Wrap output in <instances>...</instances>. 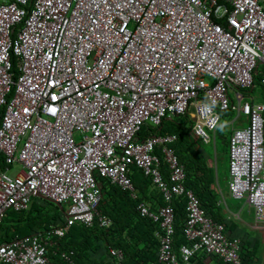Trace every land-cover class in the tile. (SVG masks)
Returning <instances> with one entry per match:
<instances>
[{"label": "built area", "instance_id": "2783aa9c", "mask_svg": "<svg viewBox=\"0 0 264 264\" xmlns=\"http://www.w3.org/2000/svg\"><path fill=\"white\" fill-rule=\"evenodd\" d=\"M258 62L264 0H0V218L27 209L35 192L66 205L59 225L1 241L0 264H53L49 250L75 264L57 240L73 225L109 224L97 210V177L136 199L132 167L162 199L135 205L155 225V259L146 264H240L241 240L184 186L175 135L138 132L188 113V136L203 145L219 111L243 115L227 137V192L264 223V104L240 93ZM177 197L185 242L175 249ZM107 251L122 260L120 248Z\"/></svg>", "mask_w": 264, "mask_h": 264}, {"label": "trees", "instance_id": "16d2710c", "mask_svg": "<svg viewBox=\"0 0 264 264\" xmlns=\"http://www.w3.org/2000/svg\"><path fill=\"white\" fill-rule=\"evenodd\" d=\"M12 70L15 71L14 59H11ZM252 70V80H255V70ZM264 66V65H263ZM247 90L250 89H241ZM264 117V115H263ZM191 122L188 113L182 115L164 118L154 127L143 125L138 132L139 137L149 133L153 134H174L175 140L172 143L174 152L178 159L184 165L185 178L184 186L190 188L197 196L201 208L212 219L222 222L214 217L211 209L214 206V190L211 185L214 181V170L208 164L206 158L199 149L195 148L188 136V128ZM219 133L221 150L227 155V137ZM205 145V144H203ZM202 153V154H201ZM1 159V155H0ZM163 179H166L165 166L161 165ZM130 179L134 186H151L148 177L132 167ZM100 186V199L97 210L108 217L107 226H98L93 223L90 227L83 225H73L63 237L56 242L59 249L72 251V258L75 264H146L148 261H154L157 240L154 235L155 225L149 219L140 216L135 209L139 200H146L138 192V197L132 199L127 191L120 189L115 185L108 184L107 180L97 177ZM156 191L155 188H153ZM157 192V191H156ZM31 197L27 209L19 212L5 211L8 215L2 221L0 218V242L7 241L12 235H25L31 232H41L47 229L51 224L59 225L62 220L61 211L63 207H58L52 202L42 198L33 199ZM157 201L162 203L160 194L157 192ZM46 204V205H45ZM173 205V246L176 249L178 245L185 242L182 235V218L184 216V199L177 197L172 200ZM55 210H58L57 213ZM2 217V216H1ZM5 223V224H3ZM223 223V222H222ZM108 247H118L123 252V258L115 262L108 254ZM51 247L50 249H53ZM241 252V263L246 255ZM53 264H64L57 256L50 254ZM240 263V264H241Z\"/></svg>", "mask_w": 264, "mask_h": 264}, {"label": "crops", "instance_id": "0c3cea01", "mask_svg": "<svg viewBox=\"0 0 264 264\" xmlns=\"http://www.w3.org/2000/svg\"><path fill=\"white\" fill-rule=\"evenodd\" d=\"M263 63L258 62L255 70V80L250 90L256 86L259 91L264 93L261 86L260 78L263 73ZM259 94L251 97L250 101H258ZM212 140V138H211ZM194 147L199 149L203 155L208 158L207 152L202 151L201 145L194 144ZM201 153V154H202ZM224 158L227 161L226 152ZM208 164L214 170V181L211 188L214 190V206L211 209L214 212V217L221 220L225 225V232L230 237H238L243 246V251L246 257L241 264H264V223L254 218L251 207L247 204L244 198L234 199L227 192V174L225 170L220 174L217 170V164ZM137 192L151 204H159L157 201V192L152 186H134ZM40 198L34 195V200ZM62 220L64 219V211H61ZM62 223V222H61ZM199 264H224L221 260L215 257H200Z\"/></svg>", "mask_w": 264, "mask_h": 264}, {"label": "rangeland", "instance_id": "374dc122", "mask_svg": "<svg viewBox=\"0 0 264 264\" xmlns=\"http://www.w3.org/2000/svg\"><path fill=\"white\" fill-rule=\"evenodd\" d=\"M240 93L242 95V99H246L250 101L251 97H254L256 94H259L258 101L264 104V93L259 91L258 88L255 86L253 90H240ZM228 95L232 98V92L229 91ZM234 100V98H233ZM235 102V100H234ZM219 123L218 126L215 128V130L210 132V136L212 140L208 144L201 145L202 151L207 152L208 154V160L211 164H217V170L220 174L225 170V175L227 174V161L226 158H224V153L221 150V142L219 133L221 132V126H223V135L226 137L228 133L231 131L233 127L242 126L245 120V117L243 115H237L236 111L234 110H226V111H219ZM264 115V112H263ZM190 116V115H189ZM19 169V166L17 164H13L10 166V172ZM46 205V204H45ZM61 207H63V211L66 210V205L61 204ZM57 213H59L58 210H55ZM8 215V212H5L1 220L3 221L4 218ZM5 224V223H3ZM1 225V224H0ZM55 226L54 224H51L48 228ZM47 228V229H48ZM45 229V230H47ZM43 230V231H45Z\"/></svg>", "mask_w": 264, "mask_h": 264}, {"label": "water", "instance_id": "95a60500", "mask_svg": "<svg viewBox=\"0 0 264 264\" xmlns=\"http://www.w3.org/2000/svg\"><path fill=\"white\" fill-rule=\"evenodd\" d=\"M34 195H35V196H38V197H40V198H42V199H45V200H47V201L52 202L54 205L58 206L59 208L61 207V205H60L59 203H55V202H53V201H51V200H49V199H47V198L41 196L40 194H38V193H36V192L34 193Z\"/></svg>", "mask_w": 264, "mask_h": 264}, {"label": "clouds", "instance_id": "9594fccd", "mask_svg": "<svg viewBox=\"0 0 264 264\" xmlns=\"http://www.w3.org/2000/svg\"><path fill=\"white\" fill-rule=\"evenodd\" d=\"M224 129H223V126H221V131H223Z\"/></svg>", "mask_w": 264, "mask_h": 264}]
</instances>
